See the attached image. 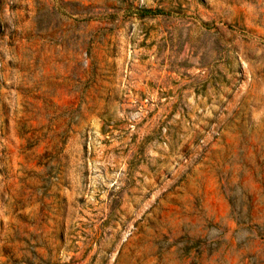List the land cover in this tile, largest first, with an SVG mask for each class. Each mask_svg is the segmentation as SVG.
<instances>
[{"label":"rangeland","instance_id":"1","mask_svg":"<svg viewBox=\"0 0 264 264\" xmlns=\"http://www.w3.org/2000/svg\"><path fill=\"white\" fill-rule=\"evenodd\" d=\"M0 264H264V0H0Z\"/></svg>","mask_w":264,"mask_h":264}]
</instances>
